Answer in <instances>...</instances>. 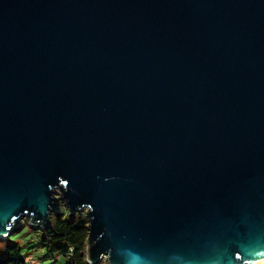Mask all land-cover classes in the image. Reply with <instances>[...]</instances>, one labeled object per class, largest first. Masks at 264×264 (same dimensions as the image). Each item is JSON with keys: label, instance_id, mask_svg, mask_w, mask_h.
<instances>
[{"label": "water", "instance_id": "1", "mask_svg": "<svg viewBox=\"0 0 264 264\" xmlns=\"http://www.w3.org/2000/svg\"><path fill=\"white\" fill-rule=\"evenodd\" d=\"M61 202L92 264L263 263L264 0H0V236Z\"/></svg>", "mask_w": 264, "mask_h": 264}, {"label": "trees", "instance_id": "2", "mask_svg": "<svg viewBox=\"0 0 264 264\" xmlns=\"http://www.w3.org/2000/svg\"><path fill=\"white\" fill-rule=\"evenodd\" d=\"M88 224L84 212H64L53 215L51 222L43 228L25 225L22 230L37 231L33 241L23 244L19 239L21 230L5 239L0 238V264H29L32 249L41 251L37 264H92L87 254ZM99 264H107V261Z\"/></svg>", "mask_w": 264, "mask_h": 264}, {"label": "rangeland", "instance_id": "3", "mask_svg": "<svg viewBox=\"0 0 264 264\" xmlns=\"http://www.w3.org/2000/svg\"><path fill=\"white\" fill-rule=\"evenodd\" d=\"M56 196H59V193H56ZM61 208H62V212H61V214H58V215H62V214H64V212H69V209L65 206V204H64V202H61ZM53 215H55L54 213L51 215V217H53ZM22 224L20 225V226H18L17 228H16V230L12 233V234H14V233H16V232H18V231H20L21 230V233H20V241L24 244L25 243V245L26 244H28V243H31L33 240H32V238H34L35 236V234H37V231H35V230H31L30 229V231H27V230H22L24 227H25V225H30L26 220H25V218H23L22 220ZM32 226V225H31ZM35 227V226H34ZM36 228H40V227H36ZM27 229V228H26ZM11 234V235H12ZM29 234H30V236H29ZM10 236V235H9ZM8 235L7 236H5V237H1L0 236V238H7V237H9ZM29 236V237H28ZM28 237V238H27ZM29 256H28V259L29 260H32V261H34L35 263H36V261H40V254H41V251L40 250H38V249H32V251H30L29 252ZM106 259L105 258H103V260H101V261H105Z\"/></svg>", "mask_w": 264, "mask_h": 264}, {"label": "built area", "instance_id": "4", "mask_svg": "<svg viewBox=\"0 0 264 264\" xmlns=\"http://www.w3.org/2000/svg\"><path fill=\"white\" fill-rule=\"evenodd\" d=\"M29 264H37V263H35V262L32 261V260H29Z\"/></svg>", "mask_w": 264, "mask_h": 264}, {"label": "bare ground", "instance_id": "5", "mask_svg": "<svg viewBox=\"0 0 264 264\" xmlns=\"http://www.w3.org/2000/svg\"><path fill=\"white\" fill-rule=\"evenodd\" d=\"M258 264H264V262L263 263H258Z\"/></svg>", "mask_w": 264, "mask_h": 264}]
</instances>
